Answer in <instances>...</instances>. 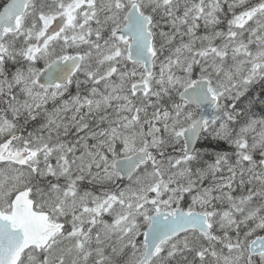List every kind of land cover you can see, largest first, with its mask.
<instances>
[{
	"label": "snow or ice",
	"instance_id": "obj_1",
	"mask_svg": "<svg viewBox=\"0 0 264 264\" xmlns=\"http://www.w3.org/2000/svg\"><path fill=\"white\" fill-rule=\"evenodd\" d=\"M0 264H264V0H6Z\"/></svg>",
	"mask_w": 264,
	"mask_h": 264
},
{
	"label": "trees",
	"instance_id": "obj_2",
	"mask_svg": "<svg viewBox=\"0 0 264 264\" xmlns=\"http://www.w3.org/2000/svg\"><path fill=\"white\" fill-rule=\"evenodd\" d=\"M6 2V0H0V9L2 8L3 4Z\"/></svg>",
	"mask_w": 264,
	"mask_h": 264
},
{
	"label": "bare ground",
	"instance_id": "obj_3",
	"mask_svg": "<svg viewBox=\"0 0 264 264\" xmlns=\"http://www.w3.org/2000/svg\"><path fill=\"white\" fill-rule=\"evenodd\" d=\"M5 1V0H4Z\"/></svg>",
	"mask_w": 264,
	"mask_h": 264
}]
</instances>
